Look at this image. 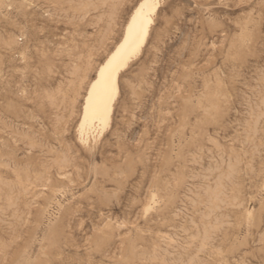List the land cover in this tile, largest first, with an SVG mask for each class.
Masks as SVG:
<instances>
[{"label": "rangeland", "instance_id": "1", "mask_svg": "<svg viewBox=\"0 0 264 264\" xmlns=\"http://www.w3.org/2000/svg\"><path fill=\"white\" fill-rule=\"evenodd\" d=\"M139 1L0 0V264H264V0H160L84 139Z\"/></svg>", "mask_w": 264, "mask_h": 264}, {"label": "bare ground", "instance_id": "2", "mask_svg": "<svg viewBox=\"0 0 264 264\" xmlns=\"http://www.w3.org/2000/svg\"><path fill=\"white\" fill-rule=\"evenodd\" d=\"M160 5V0H140L126 22L122 38L100 64L88 88L78 124L82 138L88 139L92 129L103 131L109 124L120 88V76L145 45Z\"/></svg>", "mask_w": 264, "mask_h": 264}]
</instances>
